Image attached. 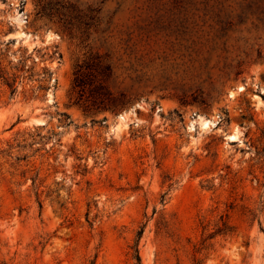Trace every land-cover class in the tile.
Here are the masks:
<instances>
[{
  "label": "rangeland",
  "instance_id": "374dc122",
  "mask_svg": "<svg viewBox=\"0 0 264 264\" xmlns=\"http://www.w3.org/2000/svg\"><path fill=\"white\" fill-rule=\"evenodd\" d=\"M0 73V264H264V0H0Z\"/></svg>",
  "mask_w": 264,
  "mask_h": 264
},
{
  "label": "trees",
  "instance_id": "16d2710c",
  "mask_svg": "<svg viewBox=\"0 0 264 264\" xmlns=\"http://www.w3.org/2000/svg\"><path fill=\"white\" fill-rule=\"evenodd\" d=\"M2 72V71H1ZM50 73V71H48ZM1 78H5L8 84L13 87L14 84L10 82L5 75H1ZM51 74V73H50ZM114 76L113 64L109 60L108 56L89 49L84 55L82 60H79L75 67L73 90L74 97L72 98L73 104L80 106L87 113H93L94 115L101 112L110 111L112 113H118L124 109H128L132 104V100L126 93L117 94L111 87V80ZM16 90V89H15ZM105 120V119H104ZM81 160V158H80ZM80 171L85 175L89 171L88 164L79 165ZM37 178H34V184L36 185ZM51 190L48 191L50 196ZM42 193L37 187V197L40 208L43 209V201L41 200ZM166 200V195L163 196V201ZM90 213H88L89 216ZM90 224L92 222L89 220ZM217 232H221L218 230ZM145 233V226H143L139 233L134 250L139 261L140 257V241ZM92 264H95L94 262Z\"/></svg>",
  "mask_w": 264,
  "mask_h": 264
}]
</instances>
